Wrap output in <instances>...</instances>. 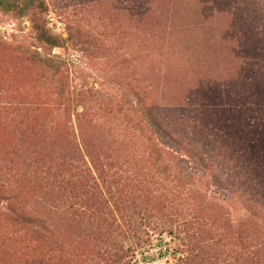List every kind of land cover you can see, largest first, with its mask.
<instances>
[{
	"label": "rangeland",
	"instance_id": "rangeland-1",
	"mask_svg": "<svg viewBox=\"0 0 264 264\" xmlns=\"http://www.w3.org/2000/svg\"><path fill=\"white\" fill-rule=\"evenodd\" d=\"M14 1L0 7V264H264V215L201 205L126 121L140 99L200 141L214 82L264 80L243 62L264 57V0ZM227 175L250 193L248 174Z\"/></svg>",
	"mask_w": 264,
	"mask_h": 264
},
{
	"label": "trees",
	"instance_id": "trees-1",
	"mask_svg": "<svg viewBox=\"0 0 264 264\" xmlns=\"http://www.w3.org/2000/svg\"><path fill=\"white\" fill-rule=\"evenodd\" d=\"M41 5V2L35 4ZM15 6L14 0H0L4 11H17ZM243 62L255 75L264 74V57L256 59L247 55ZM232 79L237 81L235 85L241 82V86H235L229 78L214 82L218 99L207 93L209 99L206 97L201 105L195 104L197 111H201L200 141L192 140L190 134L195 132L181 131L180 123L172 122L163 106L147 107L140 99L131 107L133 111L128 112L132 118L126 121L143 135L151 167L167 181L179 183L186 194L200 197L201 205L209 201L240 204L252 217H259L264 215V80L258 85L260 88L250 89L256 77ZM196 116L192 118L197 123ZM196 131L199 134L197 128ZM231 171L248 174L253 179L250 193L230 179L227 174ZM2 191L9 194L8 202L18 197L17 193ZM15 207L9 204L7 210L16 222L43 226L38 218ZM240 238L246 237L239 235Z\"/></svg>",
	"mask_w": 264,
	"mask_h": 264
}]
</instances>
